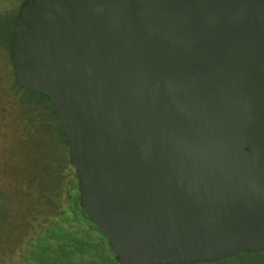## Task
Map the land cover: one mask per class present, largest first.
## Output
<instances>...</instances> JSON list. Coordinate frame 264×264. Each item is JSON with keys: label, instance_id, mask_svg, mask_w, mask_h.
I'll return each mask as SVG.
<instances>
[{"label": "water", "instance_id": "95a60500", "mask_svg": "<svg viewBox=\"0 0 264 264\" xmlns=\"http://www.w3.org/2000/svg\"><path fill=\"white\" fill-rule=\"evenodd\" d=\"M9 57L116 264L264 252V0H23Z\"/></svg>", "mask_w": 264, "mask_h": 264}, {"label": "rangeland", "instance_id": "374dc122", "mask_svg": "<svg viewBox=\"0 0 264 264\" xmlns=\"http://www.w3.org/2000/svg\"><path fill=\"white\" fill-rule=\"evenodd\" d=\"M20 4L21 0H0V207L7 214L0 227V264H77L73 241L65 245L56 241L64 234V228L55 222L60 220L58 212L42 204L46 196L52 207L66 206L68 186L73 181L69 175L71 166L66 161L60 164L58 158H64L67 148L47 122L43 110H51L49 104L15 85L9 61L11 34ZM50 121L55 131L53 114ZM47 155L52 156L45 163L48 172L37 159L45 160ZM49 174L60 178L62 185H55L58 178L52 181ZM82 218L85 234L92 237V223ZM80 228L78 233H83L81 225ZM49 231L54 232V239H48ZM88 250L84 252L85 260L100 264L103 254ZM86 261L80 264H88ZM195 264H264V253H242L222 261Z\"/></svg>", "mask_w": 264, "mask_h": 264}, {"label": "trees", "instance_id": "16d2710c", "mask_svg": "<svg viewBox=\"0 0 264 264\" xmlns=\"http://www.w3.org/2000/svg\"><path fill=\"white\" fill-rule=\"evenodd\" d=\"M22 1L23 0H21V2ZM11 37H12V34H11ZM10 44H11V41H10ZM9 50H10V45H9ZM9 61H10V59H9ZM32 94H34V93H32ZM38 96L42 97L49 104L51 110H49L47 112L45 111V109L43 110L45 112V114H46L47 122L50 123V126L53 129V132L56 133L57 135L61 136L62 143L64 144L65 148H67L65 139L63 137V132H62L60 123H59V121H58V119L56 117V114L54 112L53 107L51 106L49 100L46 97H43L41 95H38ZM39 108H42V107H39ZM51 114H53V116L55 117V122H56V125H57L56 128H55V131H54V127L51 125L52 122L50 121ZM66 151H67V149H66ZM66 151H65V154H64V158L62 157V155H61V160H60V158H58V161L62 165H63L62 161H66L67 165L69 163ZM51 157L52 156L47 155L45 160L43 158H37V156H35L34 158L39 159L38 163H40L43 166V168L48 172L49 171L48 168H47L48 165L45 164V163H47L48 159L51 158ZM70 170H71V172H69V175L71 173L70 177L72 178L73 181H72V184L69 183V186H68L69 190H68V193L66 194V197H65L66 200H67L66 206L63 209H60V207L58 205H56V204L54 205V207H52L51 203L48 201V198L46 196H44L43 199H42V204L44 203L47 207L52 208L54 211L58 212L57 215L59 216L60 220L55 221V222L58 224V226L64 228V234H62L61 238H57L56 241H57V243L58 242H62L63 245H65L64 243L68 244V242L73 241L72 243L75 244L76 249H79V248L82 249L83 248V250H84L83 253L89 251L88 248L94 249L97 253L101 252L103 254L102 260H100L101 261L100 264H115L114 255L109 251L108 246H107V242L105 240V237L102 234L99 233L97 228L94 225L91 224L92 227H93V229L91 228V230L93 232L92 233V237L88 236L87 234H85L86 229L83 228L84 225H82V220L81 219H83L82 217H84L88 221H89V219L86 217V215L79 208V205H78V194H77V190H76L77 178H76V176L74 174V169H73L72 166H71ZM50 177H52V175H50ZM52 178H53L52 181H54L55 178H58V177H52ZM54 184H55V182H53V184H50V188L51 189H53ZM55 185H62V181L60 180V178H58V183L55 184ZM72 207H73V209H72ZM0 215H1L0 216V227H1L2 222L5 221L6 217H7L6 209L4 207H0ZM80 225L83 228V233L79 232L80 233L79 234L77 230H78V227H79V231H81ZM53 235H54V232L53 231H49L48 239H54ZM86 236L89 238V242H86V241H88V238H86ZM73 237H74V240L72 239ZM82 239L84 240V242H81ZM80 243H82L81 244L82 247H79ZM89 244H90V246H88ZM81 249H79V250H81ZM262 253H264V252H262ZM257 254H259V253H257ZM106 255L108 257H106Z\"/></svg>", "mask_w": 264, "mask_h": 264}, {"label": "flooded vegetation", "instance_id": "af4514ba", "mask_svg": "<svg viewBox=\"0 0 264 264\" xmlns=\"http://www.w3.org/2000/svg\"><path fill=\"white\" fill-rule=\"evenodd\" d=\"M83 249H81V250H79V249H74L73 251H72V253L73 254H75V256H76V259H77V264H80V263H82V262H85L86 260H85V254L83 253ZM75 256L74 257H72V260H75ZM72 262V261H71ZM86 263H88V264H90L88 261H86Z\"/></svg>", "mask_w": 264, "mask_h": 264}]
</instances>
